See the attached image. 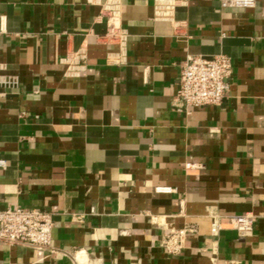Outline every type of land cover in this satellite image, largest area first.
<instances>
[{
    "label": "crops",
    "instance_id": "crops-1",
    "mask_svg": "<svg viewBox=\"0 0 264 264\" xmlns=\"http://www.w3.org/2000/svg\"><path fill=\"white\" fill-rule=\"evenodd\" d=\"M117 1L111 18L108 0H0V206L54 223L49 249L0 241V264H264V0H189L172 21ZM219 53L223 102L186 107L182 63Z\"/></svg>",
    "mask_w": 264,
    "mask_h": 264
},
{
    "label": "built area",
    "instance_id": "built-area-1",
    "mask_svg": "<svg viewBox=\"0 0 264 264\" xmlns=\"http://www.w3.org/2000/svg\"><path fill=\"white\" fill-rule=\"evenodd\" d=\"M257 0H220L222 6L251 8ZM189 0H155V18L158 20L172 21L176 9L186 6ZM117 0H108L104 6L109 17L119 14ZM108 34L118 36L124 40L125 32L121 27L112 23ZM86 56L77 52L71 61L79 65L80 60ZM78 58V59H77ZM77 60V61H76ZM233 62L230 56L219 53L212 56L191 55L181 65L180 87L178 97L188 108L204 107L221 104L228 89L229 79L232 74ZM5 165V160H0V166ZM191 163L187 164L190 167ZM159 191L169 192V187H159ZM255 218L251 214H241L235 217V228L243 235L254 232ZM53 219L49 212L23 206H0V241L9 245H27L44 250L53 244ZM218 220H214L212 232L218 230ZM194 226L176 230L164 240V246L169 253H178L183 247L184 240L189 232L194 231ZM223 264H239L229 260Z\"/></svg>",
    "mask_w": 264,
    "mask_h": 264
}]
</instances>
